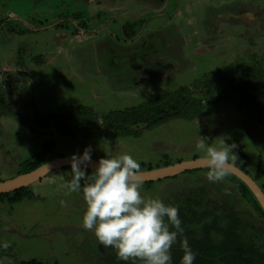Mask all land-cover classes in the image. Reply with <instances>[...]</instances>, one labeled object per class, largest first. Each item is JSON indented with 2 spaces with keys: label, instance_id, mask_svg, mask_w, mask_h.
Returning <instances> with one entry per match:
<instances>
[{
  "label": "rangeland",
  "instance_id": "rangeland-1",
  "mask_svg": "<svg viewBox=\"0 0 264 264\" xmlns=\"http://www.w3.org/2000/svg\"><path fill=\"white\" fill-rule=\"evenodd\" d=\"M141 21L147 27L125 42L122 27ZM10 24L28 31L12 33ZM0 84V182L25 176L43 154L56 162L89 145L92 161L128 153L141 173L163 170L204 160L194 147L201 136L235 144L230 165L264 193V0H0ZM183 102L181 116L145 128L144 119ZM116 118L136 134L108 130L105 121ZM39 122L101 129L66 136ZM205 168L142 183L141 193L177 207L229 206L264 250V214L226 179L209 182ZM70 179L65 164L23 187L31 199L0 202V241L9 244L0 264L117 258L82 227L86 204L64 187Z\"/></svg>",
  "mask_w": 264,
  "mask_h": 264
},
{
  "label": "clouds",
  "instance_id": "clouds-1",
  "mask_svg": "<svg viewBox=\"0 0 264 264\" xmlns=\"http://www.w3.org/2000/svg\"><path fill=\"white\" fill-rule=\"evenodd\" d=\"M208 139L200 136L194 147L206 162L207 180L216 183L229 174L236 145L223 140L217 147ZM92 151L89 145L70 157L71 179L64 185L82 195L86 204L82 227L125 264H173L171 250L177 243L183 252L180 264H194L197 253L185 235L178 207L142 195L140 163L128 153L106 154L89 172ZM8 247L7 241H0V248Z\"/></svg>",
  "mask_w": 264,
  "mask_h": 264
},
{
  "label": "trees",
  "instance_id": "trees-1",
  "mask_svg": "<svg viewBox=\"0 0 264 264\" xmlns=\"http://www.w3.org/2000/svg\"><path fill=\"white\" fill-rule=\"evenodd\" d=\"M146 21H141L136 24H127L122 27V39L125 42H131L147 27ZM12 33L23 35L28 30L23 29L20 24L9 25ZM58 27L65 28L64 23L59 24ZM87 28V26H84ZM66 29V28H65ZM74 29L73 35L78 34L77 28ZM68 31L70 29H67ZM112 68H116L115 61H111ZM236 80L230 78L225 85L220 89V95H228V89L234 85ZM1 92V84H0ZM187 106V102H183L177 108L169 111L160 112L151 115L149 118L143 120L146 129H154L158 126L181 116ZM40 125L46 129H54L57 132L66 136H77L86 132H93L101 129L98 123H81L74 126H52L45 122H39ZM264 123V122H263ZM108 130L117 133L136 134L127 124L126 120L122 118L106 120L104 123ZM44 155V154H43ZM42 155V156H43ZM37 157L34 161L28 163L22 174H30L38 170L43 165L52 161L51 157L42 158ZM238 166V165H236ZM208 171V168L203 169ZM244 173L247 172L242 169ZM197 171V170H195ZM194 171V172H195ZM230 182L240 195L250 203L254 209L264 214L259 203L256 201L254 195L249 188L235 175L229 172L224 178ZM32 195L26 192V189H18L8 193H0V202H7L9 204H16L22 202L24 199H31ZM178 214L182 220V226L185 229V235L188 238L189 244L193 251L197 253L194 264H264V250L257 247L252 235H257V230L245 224L229 206L220 205L219 203H212V207L200 208L198 206L192 208L187 206L178 207ZM253 233V234H252ZM173 264H180V259L183 255L179 244L172 247ZM2 254H0L1 257ZM110 264H125L124 261L118 258H111L108 260ZM21 264H40L38 262H28Z\"/></svg>",
  "mask_w": 264,
  "mask_h": 264
},
{
  "label": "water",
  "instance_id": "water-1",
  "mask_svg": "<svg viewBox=\"0 0 264 264\" xmlns=\"http://www.w3.org/2000/svg\"><path fill=\"white\" fill-rule=\"evenodd\" d=\"M59 161H64L65 164L70 165V159H65V160H59ZM56 161V163L50 167L46 172L38 175L37 177L34 178H30V175H32L34 172L30 173V174H26L25 176L22 177H18L14 180L11 181H6V182H0V193H8V192H12L18 189H22L25 183H32L35 182V180H38L39 178L51 173L53 170L65 165V164H59ZM203 161V160H200ZM200 161H195V162H190V163H186V166L183 168H180L178 170L175 171H171V172H167L164 174H159L156 176H149V177H145V178H141L140 180L142 181V183H149V182H156V181H161L164 179H168V178H172L175 177L179 174H182L184 172L190 171L192 169H195L197 166L195 165L197 162ZM95 164H97V162L92 161ZM183 165V164H181ZM229 172L232 173L233 175H235L236 177H238L239 179H241L246 186L249 188V190L253 193V195L256 197V199L258 200V202L262 205V207L264 208V193L262 192V190L260 189V187L246 174L244 173L242 170H240L239 168L230 165L229 167ZM8 188H13L12 190H6V191H1L2 189H8Z\"/></svg>",
  "mask_w": 264,
  "mask_h": 264
},
{
  "label": "bare ground",
  "instance_id": "bare-ground-1",
  "mask_svg": "<svg viewBox=\"0 0 264 264\" xmlns=\"http://www.w3.org/2000/svg\"><path fill=\"white\" fill-rule=\"evenodd\" d=\"M56 162H49L45 165H43L42 167H40L36 172H34L32 175H30V178H34V177H37L38 175L46 172L50 167H52ZM59 164H65L64 161H59L57 162ZM95 163L92 162L91 165H89L88 169L90 170H94V167H95ZM195 165L197 166H207L206 165V162L205 160L203 161H200V162H197ZM186 164L183 163V165H177L175 167H170V168H166V169H161V170H158V171H153V172H149V173H141L139 179L141 178H145V177H149V176H156V175H159V174H164V173H167V172H171V171H175V170H178L180 168H183L185 167ZM33 183V182H32ZM32 183H25L23 186H29L31 185ZM13 188H8V189H2L1 191H6V190H12Z\"/></svg>",
  "mask_w": 264,
  "mask_h": 264
}]
</instances>
